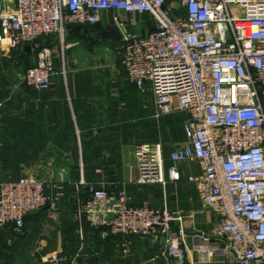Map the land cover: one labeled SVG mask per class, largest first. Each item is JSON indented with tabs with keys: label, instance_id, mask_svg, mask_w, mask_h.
Returning a JSON list of instances; mask_svg holds the SVG:
<instances>
[{
	"label": "built area",
	"instance_id": "obj_1",
	"mask_svg": "<svg viewBox=\"0 0 264 264\" xmlns=\"http://www.w3.org/2000/svg\"><path fill=\"white\" fill-rule=\"evenodd\" d=\"M0 4V48L30 45L34 62L21 78L35 92L47 91L56 73L48 48L36 40L56 35L61 47L69 25H94L103 10L149 13L154 29L144 36L123 33L115 47L127 81L152 95L151 117L184 113L183 140L165 168L162 142H138L133 158L138 184L181 179L179 163L198 161L188 177L202 209L216 215L212 229L195 233L200 262L229 252L231 264H264V0H11ZM119 14L114 15L117 20ZM81 178L80 183H83ZM64 181L23 175L0 181V228L21 234L26 215L43 208L57 220ZM72 218L103 233L150 236L166 264H190L184 230L174 213L147 202L130 204L124 188L87 184ZM59 264L57 252L43 257ZM71 264H80L73 261Z\"/></svg>",
	"mask_w": 264,
	"mask_h": 264
},
{
	"label": "crops",
	"instance_id": "obj_2",
	"mask_svg": "<svg viewBox=\"0 0 264 264\" xmlns=\"http://www.w3.org/2000/svg\"><path fill=\"white\" fill-rule=\"evenodd\" d=\"M0 4L3 9L12 6L11 0H0ZM115 14H119L117 20ZM154 26L149 13L103 10L94 25L70 26L64 47L54 34L38 38L39 45L49 49L56 71L44 92L25 86L21 73L29 66L26 57L6 59L16 73L13 81L0 66V177H8L0 181L23 175L42 177L44 181L55 180L48 177H69L60 178L65 194L57 220L49 217L48 208H41L25 216L21 234H16L11 225L0 228L2 264H9L12 253L30 257L24 264H50L43 257L51 252H57L59 264H166L159 255V243L150 236L124 240L105 235L103 228L95 229L87 223L79 227L72 211L77 197H87V184L124 188L132 205L147 202L173 212V227L184 230L182 246L188 263H232L229 252L200 262L193 251L192 235L209 232L216 221L209 209L189 215L201 207L196 188L188 181V177L200 173L198 161L179 163L181 179L177 182H136V143L160 140L167 168L171 163L169 152L183 140L181 125L172 134L165 122L177 113L154 120L151 93L141 92L146 95L139 96L115 53L123 33L144 36ZM35 55L31 57L33 62ZM140 101L146 103L141 115Z\"/></svg>",
	"mask_w": 264,
	"mask_h": 264
},
{
	"label": "rangeland",
	"instance_id": "obj_3",
	"mask_svg": "<svg viewBox=\"0 0 264 264\" xmlns=\"http://www.w3.org/2000/svg\"><path fill=\"white\" fill-rule=\"evenodd\" d=\"M41 40V39H40ZM40 41H38V39L36 40V43H39ZM26 48H31L30 45H20V46H15V47H7V48H0V59H2L1 61V68L4 70V73L6 75H8L9 79H11L12 81L15 79L16 77V73L12 72L10 69H11V65L7 62V58L10 57L16 61H18V59H21L23 58V56H25V50ZM33 54H35V51H30V52H27V55L25 56L27 59H26V63L27 65H30L32 64V56ZM13 61V60H12ZM15 62V61H14ZM16 63H14V67L16 69V66L15 65ZM3 70L2 72H0L1 74V77L3 75ZM23 73V72H22ZM21 73V74H22ZM17 78V77H16ZM139 92V91H138ZM142 95H146V94H143L141 92H139V96H142ZM151 98V100H149V104H151V101H152V96L149 95ZM145 104L146 103H143L140 101V115L141 113H144L146 111L145 109ZM168 125V129L169 131L172 133V134H175L178 130V125H175V124H167ZM0 178H5V177H0ZM10 178H13V177H10ZM39 178V177H38ZM42 178V177H40ZM50 179H53L55 178V180H59L60 178H62L63 180L65 179H68L69 177L68 176H64V177H60V176H57V177H48ZM5 179H8V177H6ZM44 179V178H43ZM1 234V233H0ZM6 234L8 235L9 233L6 232ZM2 239V237L0 236V240ZM2 241V240H1ZM6 244H9L10 242L12 243V238L9 242L8 239L5 240ZM5 244V245H6ZM8 248V246H6ZM10 262L9 264H24V262L26 261H29L30 257L26 256L25 253L24 254H17V253H12L11 254V258H10ZM3 262L0 261V264H2ZM6 264V263H5Z\"/></svg>",
	"mask_w": 264,
	"mask_h": 264
},
{
	"label": "trees",
	"instance_id": "obj_4",
	"mask_svg": "<svg viewBox=\"0 0 264 264\" xmlns=\"http://www.w3.org/2000/svg\"><path fill=\"white\" fill-rule=\"evenodd\" d=\"M70 26H74V25H69L67 28H69ZM25 46V45H24ZM27 46V45H26ZM32 51L31 48H26L25 50V54L27 55V52H30ZM25 55V56H26ZM23 56V57H25ZM26 86V85H25ZM27 87V86H26ZM28 88V87H27ZM185 119V115L184 113H177V114H174L173 116H171L170 118H166L165 122L166 124H175V125H178L180 126L181 125V130H182V123H183V120ZM17 179V178H16Z\"/></svg>",
	"mask_w": 264,
	"mask_h": 264
},
{
	"label": "water",
	"instance_id": "obj_5",
	"mask_svg": "<svg viewBox=\"0 0 264 264\" xmlns=\"http://www.w3.org/2000/svg\"><path fill=\"white\" fill-rule=\"evenodd\" d=\"M49 206H50V203L47 202L46 205L43 208H49Z\"/></svg>",
	"mask_w": 264,
	"mask_h": 264
}]
</instances>
